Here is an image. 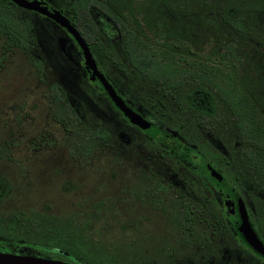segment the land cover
Masks as SVG:
<instances>
[{
    "label": "trees",
    "instance_id": "16d2710c",
    "mask_svg": "<svg viewBox=\"0 0 264 264\" xmlns=\"http://www.w3.org/2000/svg\"><path fill=\"white\" fill-rule=\"evenodd\" d=\"M63 1L69 10L63 17L78 30L101 71L113 66L143 88L137 100L123 94L145 118L160 115L192 151L221 163L226 177L241 180L239 188L246 178L252 187L264 185V0ZM15 13L8 0H0L3 47L18 46L35 65L26 51L33 44L31 25ZM48 88L60 112L57 120L73 133L75 144L90 152L110 146L109 132L84 123L56 84ZM142 144L174 160L156 143ZM8 215L1 239L25 246L3 251L21 248L20 253L73 264H131L132 237L121 248L105 247L75 216L35 209Z\"/></svg>",
    "mask_w": 264,
    "mask_h": 264
},
{
    "label": "rangeland",
    "instance_id": "374dc122",
    "mask_svg": "<svg viewBox=\"0 0 264 264\" xmlns=\"http://www.w3.org/2000/svg\"><path fill=\"white\" fill-rule=\"evenodd\" d=\"M26 1L58 7L62 15L69 12L62 0ZM9 6L31 25L28 34L33 44L26 51L36 62L30 63L18 46L2 52L5 41L0 37V177L9 183H5L0 211L35 209L60 217L74 215L76 222L89 224L91 239L105 247L121 248L130 242L140 216L146 227V220L154 219L160 228L162 218L155 213L156 199L143 196L136 200L138 179L146 168H152L159 177L164 175V168L172 177L184 178L186 174L178 172V165L165 164L157 153L145 150L135 140L142 137L121 122L97 95L91 96L93 90L78 67L79 53L62 28L33 11ZM105 71L120 94L138 99L143 90L138 83L130 84L132 79L113 66ZM52 83L63 90L65 97L80 101L83 120H101L113 138L110 146H98L90 152L82 144H75L74 136L57 120L60 112L50 101L48 88Z\"/></svg>",
    "mask_w": 264,
    "mask_h": 264
},
{
    "label": "flooded vegetation",
    "instance_id": "af4514ba",
    "mask_svg": "<svg viewBox=\"0 0 264 264\" xmlns=\"http://www.w3.org/2000/svg\"><path fill=\"white\" fill-rule=\"evenodd\" d=\"M8 2L11 5L17 6L9 0ZM63 3L65 2L63 1ZM55 10L59 11L60 8L56 7ZM60 14L61 16L66 15V13H63V15L62 13ZM56 24L69 36L79 53L78 67L83 77L87 79V83L91 90H93L91 91L92 94L90 93L91 96L97 95L105 106H109L115 111L114 113L121 122L130 126L134 130L133 133L138 137H142L139 138V140L137 138L135 140L138 141L145 150L149 151L144 147L142 142L147 144L150 143L151 146L156 143L159 149L167 151L169 157L174 160H166L157 153L158 157L162 159L165 164L171 165L174 163L176 166L178 165V172L182 170L186 174L184 178L172 177L168 169L164 168V175L159 177L153 172L152 168H146V173L141 177L143 182L141 183V179H138L139 182H137L135 186L136 200H142L143 196H146L149 200L155 198L156 200H154V202L156 201L158 204V209L155 210V213H157L158 218H162V224L160 228H158V226L154 224V219H148L146 220V227L143 217L140 216L136 218L132 231V238L134 240L132 243L135 251L131 258V264H264V257L255 252L242 236V221L238 210L239 203L237 202L238 198L257 238L264 246V185H261V187H252L249 184V179L246 178L243 180L245 186L239 188L238 184L241 185V180L226 177L220 168L221 163H211L197 150L192 151L191 145L181 138V133L167 126L165 120L162 122L160 118H158L160 115H150L149 119H147L141 114L137 107L130 105L144 120L151 123L160 132L174 137L185 149V156L183 158L179 157L176 152L172 151L165 144L149 137L139 128L126 121L102 93L98 82L89 79L90 73L86 69L83 54L75 39L58 23ZM70 25L72 26V24ZM72 27L82 38L78 30L74 26ZM7 50L9 49L3 47L2 52ZM97 68L107 79V74L101 71L98 66ZM108 80L110 79L108 78ZM112 87L115 89L116 86L112 85ZM116 89L118 90V94L126 100L124 95L119 93L120 90L117 87ZM66 100V103L75 109L79 118L84 123H91L92 126H95L94 124L97 123L103 130L107 131L100 124L101 120L98 118L88 121L83 120L82 114L79 113L82 111L80 101L68 97ZM157 103L159 104V102ZM67 133L71 136L73 134L69 131ZM216 149L226 157V152L222 150V147L219 146L216 147ZM149 152L152 153L151 151ZM199 159H204L210 163L212 168L222 175L225 183H227L229 187H225L211 176L206 175L203 168L200 167V163L198 162ZM175 172L178 175L177 171ZM5 183L9 185L6 178L0 177V202H2L3 198L6 196L4 192L6 191ZM142 184L143 186H141ZM187 186H189L191 190ZM61 188H64V185H62ZM186 207H188V209ZM11 212L13 211H0V226L2 225L5 227L6 225V227H8V214ZM17 212L26 211L18 210ZM151 218L154 217L152 216ZM145 243L146 246H144ZM24 246L25 244L19 245L15 242L1 239L0 236V252H6L3 250L9 247ZM20 249L21 248H18V253L13 254L30 255L20 253L22 251Z\"/></svg>",
    "mask_w": 264,
    "mask_h": 264
},
{
    "label": "water",
    "instance_id": "95a60500",
    "mask_svg": "<svg viewBox=\"0 0 264 264\" xmlns=\"http://www.w3.org/2000/svg\"><path fill=\"white\" fill-rule=\"evenodd\" d=\"M13 4L22 7L24 9H28L34 11L40 15H43L56 23H58L61 27H63L77 42L82 54L86 69L90 73L89 79L98 82L102 93L108 98L109 102L112 106L121 114V116L133 124L141 131H143L149 137L160 141L165 144L172 151L176 152L179 157L183 158L185 156L184 147L176 140L174 137L169 136L160 132L157 128H155L151 123L144 120L138 112H136L131 106L118 94V92L112 87L106 77L102 72L97 68V65L89 52L84 40L79 36L77 31L69 24V22L61 16L58 10L51 8L48 4L44 2H30L26 0H9ZM200 167L203 168L206 175L211 176L215 180H217L220 184L225 187H229L227 183H225L222 175L216 172L210 163H208L204 159H199ZM238 210L241 218V233L244 240L249 244V246L257 252L259 255L264 257V246L261 244L259 239L257 238L252 226L250 225L245 212L237 198ZM0 264H72L68 262H64L61 260L49 259L39 256L32 255H21V254H13L0 252Z\"/></svg>",
    "mask_w": 264,
    "mask_h": 264
}]
</instances>
